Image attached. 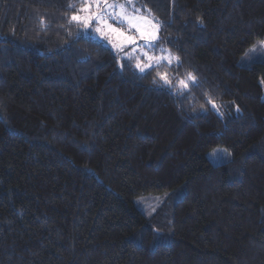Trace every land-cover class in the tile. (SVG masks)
<instances>
[{
    "label": "trees",
    "instance_id": "16d2710c",
    "mask_svg": "<svg viewBox=\"0 0 264 264\" xmlns=\"http://www.w3.org/2000/svg\"><path fill=\"white\" fill-rule=\"evenodd\" d=\"M136 1L179 64L139 72L75 0H0V264H264V0Z\"/></svg>",
    "mask_w": 264,
    "mask_h": 264
},
{
    "label": "snow or ice",
    "instance_id": "6c2138e0",
    "mask_svg": "<svg viewBox=\"0 0 264 264\" xmlns=\"http://www.w3.org/2000/svg\"><path fill=\"white\" fill-rule=\"evenodd\" d=\"M129 6H131V10ZM68 8L73 12L67 18L69 25L74 24L78 28H88L93 24L97 25L95 28L97 33L106 37L108 35L115 36L120 41L119 44L113 45L120 52H124L125 48L130 46L132 51L135 52L140 47L138 41H143L144 45L149 47H155L154 41L158 39L157 33L160 28L159 21L150 9L137 8L134 0H75V2L69 3ZM114 23L126 25L127 27L124 31H121L120 27L114 26ZM255 47H253V51H255ZM260 47H264V43ZM162 52L165 54L156 57L149 56L146 51H143V56L148 63L142 66L139 62L140 58L137 57L136 69L144 73L153 64L158 65L161 61H166L169 66H171L173 60L177 64L180 63V58L173 56L167 49H163ZM125 57L130 59L131 54L125 53ZM157 76L164 86L169 88L179 87L184 91L189 89L190 83H197L196 77L191 72L186 73L185 78H177L175 85H173L172 77L168 73L158 72ZM153 82H156L155 79ZM261 83L264 84V80ZM209 103L213 108H217V105L211 100H209ZM237 111H239V108H237Z\"/></svg>",
    "mask_w": 264,
    "mask_h": 264
},
{
    "label": "rangeland",
    "instance_id": "374dc122",
    "mask_svg": "<svg viewBox=\"0 0 264 264\" xmlns=\"http://www.w3.org/2000/svg\"><path fill=\"white\" fill-rule=\"evenodd\" d=\"M134 4L137 8H140L138 6L136 0H134ZM129 9L131 10V6H129ZM114 26L120 27L121 31H124L127 27L126 25H120L118 23H114ZM96 27H97V25L93 24L88 28L83 27V29H84V32L86 35L92 37L93 39H97V40L101 41L102 43L106 44L113 52L118 53L122 59H124V58L129 59V58L125 57V53H130L131 54L130 59L133 60L136 64L138 62L137 57H139L140 58L139 62L143 66L144 64L148 63L147 59L143 56V51H146L149 56H156V57L165 54L164 52H162L163 49L156 48L155 42L158 39L156 41H154L155 47H149L147 45H144L143 41H138V45L140 47L135 52L132 51L131 46L128 48H125L124 52H120L117 47L113 46L114 44H119L120 41L115 36L108 35L106 37L104 35H101L100 33H97L95 31ZM157 36H158V33H157ZM262 43H264V41H258L254 45V46H256L255 51H253L254 46H252L249 49V51L247 52V54L242 57V60L240 63L244 66H249L253 63L264 62V47H260V45ZM164 63L168 64L166 61H161L158 65L164 64ZM174 63H176L175 60L172 61V64H174ZM155 66H157V64H153L152 67H155ZM207 157L214 165L226 164V163L230 162V160H231V154L223 147H217V148H214L213 150H210L207 153ZM179 197H180V192L165 193V194H161V195L150 196L148 198L142 197L140 199H136V205L138 206V208L140 209V211L142 213L146 214V216H151L152 214H155L158 207L162 206L166 201L169 204L171 201L176 200Z\"/></svg>",
    "mask_w": 264,
    "mask_h": 264
}]
</instances>
